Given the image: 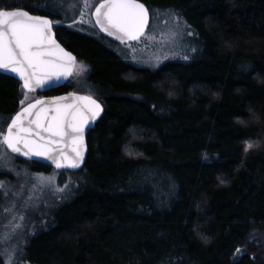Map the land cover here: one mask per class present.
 Segmentation results:
<instances>
[{"label":"trees","instance_id":"obj_1","mask_svg":"<svg viewBox=\"0 0 264 264\" xmlns=\"http://www.w3.org/2000/svg\"><path fill=\"white\" fill-rule=\"evenodd\" d=\"M48 1L0 0V9L61 18ZM141 1L175 11L199 48L190 60L145 67L121 57L96 26L93 34L54 23L76 64L86 65L103 112L70 198L28 238L23 260L264 264V0ZM69 91H81L72 79L27 92L0 73V114Z\"/></svg>","mask_w":264,"mask_h":264},{"label":"snow or ice","instance_id":"obj_2","mask_svg":"<svg viewBox=\"0 0 264 264\" xmlns=\"http://www.w3.org/2000/svg\"><path fill=\"white\" fill-rule=\"evenodd\" d=\"M95 17L102 31L122 43L139 41L149 25V9L138 0H103L96 7ZM52 23L27 11L0 9V69L10 68L19 73L24 89L31 91L43 87L53 75L58 78L69 75L73 69L84 70V66L76 65L71 53L56 42ZM176 35V32H170L169 38L174 40ZM68 99L58 97L50 102L37 100L29 103L12 118L7 134L0 137V143L25 157L50 159L57 168H79L83 160L85 125L94 121L103 109L91 95H77L72 103H65ZM45 103H51L53 107H41L33 112L38 105ZM33 115L35 119H28L25 126V118ZM69 144L71 155L67 154ZM252 147L251 143L247 144V148Z\"/></svg>","mask_w":264,"mask_h":264},{"label":"rangeland","instance_id":"obj_3","mask_svg":"<svg viewBox=\"0 0 264 264\" xmlns=\"http://www.w3.org/2000/svg\"><path fill=\"white\" fill-rule=\"evenodd\" d=\"M98 1L49 0L47 6L62 15L55 17L54 23L63 21L76 30L96 34L91 12ZM150 12V25L145 35L130 43L111 41L113 49L128 62L145 67L157 68L172 59L190 60L199 44L189 26L175 11L155 9ZM170 32L177 33L174 40L169 38ZM77 65H83L84 70L75 69L70 79L80 92L91 95L87 67L83 62ZM35 96L36 93H31L26 100ZM9 119L10 116L0 114V137L5 134ZM0 172L4 175L0 179V255L5 264H26L23 253L28 238L45 225L53 209L70 198L77 175L67 169L34 170L3 143H0Z\"/></svg>","mask_w":264,"mask_h":264},{"label":"water","instance_id":"obj_4","mask_svg":"<svg viewBox=\"0 0 264 264\" xmlns=\"http://www.w3.org/2000/svg\"><path fill=\"white\" fill-rule=\"evenodd\" d=\"M103 0H100L98 1L95 6L93 7L92 9V12H91V16H92V19H93V22L96 26V28L98 29V31L103 35L105 36L106 38H108L109 40L113 41V42H121L119 39H117L115 36L113 35H109L107 32H104L101 30L100 26L98 24H96V17H95V10H96V7L99 6L100 3H102ZM139 3H143L148 9H149V25H150V20H151V12H150V8L147 6V4H145L143 1L141 0H138ZM3 9H6V10H23V11H27L30 15L32 16H39V17H42V18H47L49 20H51L48 16L46 15H42V14H38V13H33V12H30L24 8H3ZM148 25V27H149ZM148 27L146 28L145 30V33L148 29ZM52 34H53V37L54 39L56 40V42L66 51V52H69L71 53V55L75 58V64H76V55L70 51L69 49H67L56 37L55 35V32H54V28H53V24H52ZM130 42H133V41H125L124 43H130ZM122 43V42H121ZM74 72V69L72 70V72L67 75V76H64V75H60L58 78L53 75L52 78L49 80V82H47L43 87H37V88H34L33 90H28V89H24L25 91L27 92H41V93H46L50 90H54V89H57L59 87H61L62 85H64L65 83L68 82L69 78L71 77V75L73 74ZM0 73H3V74H6V75H9V76H12L14 77L15 79H17L18 81H20L22 87H23V79L20 77V74L17 73V72H13L10 68L9 69H0ZM88 96L90 94L88 93H84V92H80V91H69V92H63V93H59V94H55V95H41L39 97H36L34 98L33 100L25 103L24 105H22L13 115L12 117L10 118V120L8 121L7 125H6V129H5V134H7V128H8V125L11 124V120L12 118H15L16 114L18 112H21V110L25 107L28 106L29 103H35L37 100H40V101H53L55 100V98H58V97H69V99L67 101H65V103H72L73 102V99H74V96ZM92 96V95H91ZM93 99L97 100L98 103H100L102 109H103V104L102 102L92 96ZM43 107V108H46V109H51L53 107V105L51 103H45L43 105H38L36 109H33V112L35 113L36 111H39V109ZM103 112V111H102ZM102 112L100 113V115L102 114ZM100 115L94 120V121H91L89 122L87 125H85V128H84V132H83V143H84V147H83V160L80 164V167L79 168H70V167H61V168H58V169H67V170H70V171H76V170H79L85 163V160H86V157H87V154H88V144H87V134H88V131L94 126L95 122L98 120V118L100 117ZM28 119H35V115L31 116V117H26L25 118V126H27V120ZM46 135V134H45ZM22 147V146H21ZM61 147H63V145H61ZM10 150V149H9ZM11 151V150H10ZM12 152V151H11ZM13 153V152H12ZM17 156H19L20 158H24V159H27V160H30V161H37V162H43L51 167H54V168H57L56 167V164L53 163L52 160L50 159H47L45 157H36V156H32L31 158L29 157H25L24 155L22 154H18V153H13ZM67 154L68 155H71V145L69 144L68 145V149H67Z\"/></svg>","mask_w":264,"mask_h":264},{"label":"flooded vegetation","instance_id":"obj_5","mask_svg":"<svg viewBox=\"0 0 264 264\" xmlns=\"http://www.w3.org/2000/svg\"><path fill=\"white\" fill-rule=\"evenodd\" d=\"M53 22V27H54V21H52ZM18 158H20V157H18ZM20 159H22V161L24 160V161H28V160H26V159H23V158H20Z\"/></svg>","mask_w":264,"mask_h":264}]
</instances>
